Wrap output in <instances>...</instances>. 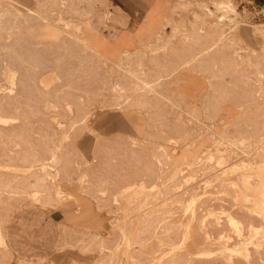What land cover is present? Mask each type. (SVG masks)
<instances>
[{"label": "bare ground", "instance_id": "bare-ground-1", "mask_svg": "<svg viewBox=\"0 0 264 264\" xmlns=\"http://www.w3.org/2000/svg\"><path fill=\"white\" fill-rule=\"evenodd\" d=\"M4 1L0 0V82L7 80L17 85L18 88L15 91L9 88L8 92H4L5 87L0 86V126H2L0 128V194L17 195L16 190L19 189L24 192V195L30 196L34 202L41 205L40 209L37 208L41 213L49 212L47 208L58 210L65 203L69 207L74 205V202L79 203L80 207L84 206V203L78 201L74 194H64L58 184H55L58 182L57 176L62 171L65 173L64 180L70 181L67 174L68 165H65L68 158L67 154L63 153L65 146L55 143L51 140L52 137L47 134L40 135L35 141H30L31 137L25 133L24 128L31 120L29 118L18 119V116L24 112L22 106L29 110H40L42 108L41 100L46 97L53 99L55 104L59 99H65L67 101L63 106L65 111H71L72 106H80L81 112L78 116L83 117L70 120V124L74 127L83 122V119L88 115L87 107H81V99L83 102L90 101L88 94L92 89L96 91L109 90L116 102L129 99L126 96L128 95L127 90H132L142 91L137 94L134 101L147 110H155L153 115L158 116V110L163 105L162 100L167 99L166 94L158 88L164 84L162 77L171 75L168 83L173 86V100H170V104L174 109V132L173 137L167 138L170 143L157 146L156 151L159 156L164 158V161L171 165L177 180L182 178L185 172L191 170L194 173H201L204 184L203 189L197 188L196 183L193 182L194 179H192L193 186L190 190H186L184 194L175 198H169L170 202L185 204L186 211L191 213L186 223L180 225L184 226L183 231L180 232L182 237L180 245L191 248L196 256L209 255L206 240L211 238V232L205 229L207 225L202 220L195 233L194 223L197 221L198 207L205 206L207 209H214L213 203L208 204L209 198L202 200L203 197L212 195H216L219 199L216 207L224 213L227 212L228 225L240 230L239 227L243 221L236 217L241 214L242 218L249 217L248 227L253 234L258 233V230L264 233L263 25L256 28L263 40L260 49L242 46L237 49L232 48L239 43L224 34L223 23L227 20L232 28L238 27L232 17L234 8L231 0H215L212 5L215 6L217 16L209 23L205 21L206 18L204 22L196 23L195 21L192 23V31H188V34L191 35L187 40H192L193 47L188 51L187 60L179 63L176 68H171L169 73L165 72L166 76H160L161 72L153 73L152 69H145L143 63L138 61L141 59L139 58L136 59L138 61L136 66L124 69L123 74L118 77L116 82L101 81L91 79L92 74L98 76V70L93 71L89 62L92 60L99 63L105 62L91 44L85 40V27L82 22H64L61 28L50 22L52 15L49 6L52 8L55 5L59 12H68V10L75 12L72 9L73 6L69 4V2L73 3V0H59V4L58 0H52L49 6L45 0L44 2L39 1V7L36 10L29 9L18 1L8 0V4ZM198 4L203 9L202 13L205 17L212 18L215 15L208 2H198ZM195 19H199V16L195 15ZM33 22L38 23L37 35L35 39H29L22 32L21 25ZM176 27L175 25L172 27L174 31ZM2 36H9L11 39L2 40ZM70 45L85 54L84 61L88 62L87 64L81 59L83 57L80 53L77 54L72 52L71 48H67ZM167 45L168 47L171 45L169 40L164 42L163 47ZM169 50L170 56H175L180 51L174 46ZM240 51H244V54ZM125 56L129 58L130 54ZM150 61L156 63L157 59L154 56ZM181 66L188 68L187 80L188 84L193 86L192 94H186L183 90L184 80L181 77V71L184 69H181ZM248 68H252V70L250 71ZM198 76H203L208 84L204 90L201 83L198 82ZM226 76L229 77V81L225 79ZM252 82H254L253 85ZM98 84L102 85L101 88L97 87ZM63 91L69 94L72 91H79L84 96L73 97L71 99L74 101H68L69 95L59 98L58 94ZM148 93L153 94L155 101L153 98L151 100L145 96ZM140 97L144 98V102L143 100L138 102ZM116 105L119 104L116 103ZM59 107V104L43 106L45 109H58ZM183 111L191 118L190 122L201 124L202 127L192 130L191 134V129L187 128L182 121ZM197 113H201L199 118ZM207 120L210 121L209 125H207ZM45 123L50 124V122ZM232 128L234 131L231 130ZM207 130L211 132L212 137L225 140L229 147L241 151L245 157L242 158L241 166L227 169L226 159L221 155L220 149L216 150L218 154L216 158L209 153L210 151L206 149L207 138L204 136ZM67 137L64 136V138ZM9 138L22 143L23 149L14 151L1 147V143ZM2 163L6 165H2ZM10 167L14 170L13 173L7 174L2 171V169ZM191 178L188 179L191 180ZM135 179L118 178L120 181L113 183L115 191L108 194L109 198L99 196H94V198L98 204L101 200L118 206L122 203L142 202L147 204L146 200H139V196L147 197L149 193L144 191H151L157 188V185L154 182L149 183V180L137 181ZM188 179L185 178L186 182ZM99 180L97 185L94 184L95 186H108L106 181L108 178H99ZM109 180H114V178H109ZM122 180L128 181L123 182ZM186 182L178 183L177 189L182 191L188 184ZM64 197L69 201L63 203ZM73 199L74 201L70 202ZM29 208L36 210L32 206L20 210L27 213ZM18 209L17 207L11 208L9 212L0 216V249L4 251L0 256V264H10L7 262L10 258H16L15 264H90L84 262L83 258L92 247L97 245L99 251L108 248L105 247L107 245L105 237L91 231L102 225L98 214L88 213V210L85 209L82 216L78 217L72 209H65L64 219L66 222L56 224L59 229L56 238L49 235V239L43 242L42 235L41 248L37 254L30 257L22 255L14 249L7 235L8 223L13 214L20 211ZM120 210L125 213L126 219L117 226V230L124 240L131 264H143L145 255L154 260L157 254L163 251L162 248L165 244L170 247V252H173L174 242L165 239L171 238L179 231L176 233L177 230L173 224L163 223L171 215L170 213L168 216L156 220V215L149 214L146 209L138 210L140 212L133 217L130 216L133 209H124L119 206L117 211ZM252 219L258 220L261 225L254 227ZM79 220L82 221L83 229L81 230L77 229L78 224H75V222L79 223ZM68 223L72 224L67 225ZM113 224L111 223V225ZM217 225L219 224L216 223ZM11 227L13 226L11 225ZM159 228L163 238L159 239L157 246L146 248L148 239L156 236ZM112 229L114 228L109 226L106 238L110 237ZM77 230L88 235V239L82 238V236L75 238L74 235L78 234ZM48 233L49 230H46V234ZM238 235L241 233L238 232ZM218 238H223V234L220 233ZM134 246H138V251L136 248L133 252L131 251ZM222 248L223 251L229 249L226 245H222ZM243 248L244 244L241 248H235L234 251L244 250ZM76 249L79 250L76 251ZM115 259L116 256L112 253L109 259L101 257L94 264H114Z\"/></svg>", "mask_w": 264, "mask_h": 264}, {"label": "rangeland", "instance_id": "rangeland-1", "mask_svg": "<svg viewBox=\"0 0 264 264\" xmlns=\"http://www.w3.org/2000/svg\"><path fill=\"white\" fill-rule=\"evenodd\" d=\"M14 1H18L20 4H23L22 0ZM194 1V5L189 6L192 7V9L188 11L190 14L180 15L181 13H185L187 10H179L178 19L176 21L177 23H173V26H177L176 30L178 31V33L175 32V40L179 39L177 35L180 34L181 30L190 28L192 23L195 21L196 23L204 22V19L206 18L205 21L209 23V21L215 19V16L218 14L215 12V6L212 5L215 0L204 1V3H209V6L215 13L212 18L209 16L205 17L202 13L204 11L198 4V2L202 1ZM4 2L8 4V0H5ZM75 2L76 6L80 4L79 6L81 9L87 7L91 3L80 0L79 2ZM251 2H253V0H231V4L234 8L232 17H234L238 27L236 29L232 28L230 22L226 20L223 23V31L226 36L232 38L236 42L238 41L239 45H234L232 48L234 47L237 49V47L242 46L258 50L263 44V40L260 37L259 32L256 31V28L258 26H264V15H258V10H250L249 6L252 4ZM93 4L95 6L94 10L89 14L90 17L95 15V12L99 14L100 12L106 11L105 0H95ZM74 5H72L73 8H75ZM49 7L52 15L50 22L60 28L64 22H67L65 20L67 18L86 19L89 17L88 14L84 13L81 15L77 13L74 14L73 11H71L70 14H62V16H58V8L55 5L52 8L51 6ZM195 15H198L199 19L196 20ZM37 27L38 23L36 22L31 24L26 23L21 25V30L29 39H35L38 30ZM5 39L8 40L11 39V37L2 36V40ZM67 48H71L72 52H76L77 54L80 53L81 57H83L81 58L83 61L86 59L84 58L85 54L82 51L77 50L72 45L67 46ZM240 52L244 54V51ZM84 63L87 64L88 62L84 61ZM89 63L90 68H92L93 71L98 70V76H94L92 74V80L98 79L101 81L110 80L112 82H116L118 77L123 74L124 69L121 67L108 69L105 63H99L94 60ZM248 69L250 71L252 70V68ZM225 79L228 81L230 80L228 76H226ZM162 80H164V77H162ZM253 83L254 82H252V85ZM0 86H2V88L5 87L4 92H8L9 88H12L14 91L18 88L17 85L8 82L7 80L1 81ZM101 86V84L97 85L98 88H101ZM164 86L173 89V86H170V84H168V86ZM141 92L142 91L136 92L127 90L128 95L126 96L129 97V99H122L116 102L114 100V96L109 90L96 91L95 89H92L88 94L90 101L83 102L81 99V107H87L88 115L83 119V122L78 123V125H75L74 127L70 124V120L82 119L83 117L78 116L81 112L80 106H72L71 111H65L63 108L67 102L65 99L58 100L56 103L57 105H60L58 109L43 108V106L49 104L56 105L53 102V99L48 97L41 100L40 105H42V108L40 110H29L28 108L26 109L25 106H22L24 112L17 116L19 120L24 118H29V120H31V122L26 124L24 128L25 133L29 134L31 137L30 141H35V139H37L40 135L47 134L52 137V141L55 143H61L65 146V148H63V153L67 154L66 156L68 161L65 162V165H68L67 174L70 177V181L64 180L65 173L62 171L57 176L56 179L58 182L55 184H58L64 194H74L78 201L84 203V206L80 207L79 203L74 202V205L69 207L66 203L63 204L64 202L69 201L65 199L66 197H64L62 199L63 203H61L63 205L59 204L62 207L58 208V210L47 208L49 212L41 213L37 210V208L40 209L41 205L38 202H34L30 196L24 195V192L19 189L16 190V192H18L17 195L0 194V216L6 214L7 211L9 212V209L15 207L19 208L18 210L26 208L27 206H32L34 207L33 209H36L32 210V208H29L27 213L25 212L26 210L24 211L25 213L21 212V210L19 212L16 211L9 221L8 230L11 229L19 235H23L24 233L21 230H27L26 235L32 230L34 232V236L36 235V240H32V244L38 240V242L41 243L42 235L43 242H45V240H48L50 236H54L56 238V235L59 233L58 226H54V223L66 222V219H64V214L66 213L65 209H72L78 217H81L82 212L86 209L88 210V213H95L100 216L102 225L91 231L103 235L107 244L105 247L108 248L99 251L97 245H95L85 254L86 257L83 258V261L94 264L97 259L101 257L109 259L110 254L112 255V253H114L116 256L114 264H131L128 259L129 254L124 240L121 238L117 230V226L126 219L125 213L121 210L117 211V208L122 206L124 209H133V213L130 215L131 217L139 213L140 211L138 210L146 209V212H149V214L152 213L153 215H156V220H160L161 217H166L170 213L171 215L168 216L166 222L163 223L173 224L175 230H177L176 233L178 231L179 232L172 235L171 238L165 239L166 241L168 240L174 242L175 245L173 252H170V247L165 244L162 248L163 251L159 252L154 260L149 258L148 255H145L143 264H264V233L258 230V233L253 234L248 227L249 217L242 218L240 217L241 214L236 217L238 220L243 221L242 225L239 227L240 230L228 225L226 216L227 212L224 213L221 209L216 207V204L219 202L216 195L202 198V200L209 198L208 204L213 203L214 209H207L205 206L198 207L197 221L194 223L195 233L197 232L202 220L207 225L205 229L211 232V238L206 240L209 255L196 256L193 254L191 248L180 245L182 238L180 236V232L184 229V226L180 225H184L186 223L191 213L186 211L184 206L185 204L181 205L176 202H170L169 198H175L178 195L184 194L186 190L188 191L191 189L193 182L196 183L197 188L200 187V189H203V178L201 177V173H194L190 170L185 172L182 175V178L177 180L171 165L164 161L162 156H159L156 151V147L169 144L170 140L167 138L173 137V121L175 119L173 112L174 109L171 108L170 102H167V107L159 108L158 116H154L153 113L155 110H147L134 101L137 94ZM68 95V101H74L71 99L73 97L81 95L84 96V94L79 91H72L70 94L63 91L58 94V96H60L59 98L63 96L68 97ZM145 96L150 99L154 98L153 94L150 93ZM143 97H140L138 102L142 100L144 102ZM116 103L119 105H116ZM197 114L199 118L201 113ZM182 119L184 125L191 129V134L193 133L192 130L202 127L201 124L190 122L189 120L191 118L188 117L185 112L182 114ZM45 122H50V124ZM209 123L210 121L207 120V125H209ZM1 127L2 126H0V128ZM231 130L234 131V128ZM204 134L207 138L206 149L210 151L209 153L214 155V158L218 156L216 150L220 149L221 155H223L224 159H226L227 169L241 166L242 158H245L241 151L229 147L227 141L225 140H221L218 137H212L209 130H207V132L205 131ZM65 135L68 137L64 138ZM1 147L10 148L14 151H20L23 149L22 143L18 140H14L13 138L4 140V142L1 143ZM2 165L6 164L2 163ZM2 171L7 174L14 172L11 167L2 169ZM121 177H126L127 179L129 177L130 179L136 178L135 180L137 181L149 180V183H156L157 188L151 191L145 190L144 192L149 193L147 197L143 195L139 196V200H146L147 204L142 202L134 204L122 203L118 206L106 203L102 200L98 204L94 196L106 197V199L107 197L109 198L108 194L115 191L113 183L119 182L120 180H118V178ZM183 177L186 179H190V177L192 178L191 180L188 179L186 182ZM99 178H108V180H106L108 182V186H95L99 183ZM109 178H114V180H109ZM192 179H194L193 182H191ZM122 181L127 182L128 180ZM180 182L188 183L182 191L177 189V185ZM73 201L74 199L70 200V202ZM7 208L8 210H6ZM79 223L75 222L76 225L78 224L77 229L81 230L83 229L81 226L82 221L79 220ZM111 223L114 224L111 225ZM216 223L219 225L216 226ZM71 224L72 223H68L67 225ZM252 224L254 227H258L261 225V222L256 219H252ZM11 225L13 227H11ZM109 226H112L114 229L111 230L110 237L106 238ZM46 230H49L48 234H46ZM79 230H77L78 234L74 235L75 238H81L82 236V238L88 239L89 236L84 235ZM238 232H240L241 235H238ZM220 233L223 234V238L221 239L218 238ZM162 238L163 235L161 234V229L159 228L157 235L148 239L146 248L149 249L157 246L159 239ZM26 240L27 239L25 237L24 241ZM243 244L244 250L238 252L234 251L235 248H241ZM222 245H226L229 249L227 251H223ZM134 248L137 250L138 246L132 247V252L134 251ZM78 250L79 249H76V251ZM3 253L4 251L0 249V256ZM7 262L15 264L16 258H10Z\"/></svg>", "mask_w": 264, "mask_h": 264}, {"label": "crops", "instance_id": "crops-1", "mask_svg": "<svg viewBox=\"0 0 264 264\" xmlns=\"http://www.w3.org/2000/svg\"><path fill=\"white\" fill-rule=\"evenodd\" d=\"M39 1L44 2V0H22V5L29 9L36 10L39 7ZM45 1L48 3V6L52 2V0ZM73 1L79 2V0ZM80 1L91 3L87 7L81 9L79 6L80 4L76 6V2L75 5L74 2H69V4L74 5L75 7L72 8L75 10L73 13L79 15L86 13L89 16L94 10L95 5L93 3L95 0ZM197 1L204 2L207 0ZM194 2V0H105V12H100L99 14L95 12V15H92L91 17L89 16L86 19L67 18L65 20L67 22H82L85 27V40H87L92 48L104 59L108 69H113L114 67H121L123 69L133 68L139 61L143 63L145 69H152L153 73L161 72L160 76H166L165 72L169 73L171 68H176L179 63L187 60L188 51L193 47L192 40H187L188 36L190 37L191 35L188 34V31H192V25L188 29L181 30L180 34L177 35L179 39L176 40L174 39V36L178 31H174L172 27L173 23H177L176 21L178 19L179 10H187L180 15L190 14L188 11L192 8L189 6L194 5ZM263 2L264 0H253V2H251L252 4L249 6L250 10H258V15H264ZM59 3L60 1L58 0V4ZM69 11L70 10H68V12H59V14L61 16L62 14H70L72 10ZM159 37L160 40H158ZM168 40L171 45L169 47L168 45L163 47L164 42ZM173 46L180 49V51H178L175 56H170L169 54L171 53L169 49ZM165 48H167V50H165ZM126 54H130V57L127 58V56H125ZM153 55L157 59L156 63L155 61H150V59L154 57ZM139 58L141 59L137 61L136 59ZM181 69H184L181 71V77L184 80L182 83L184 87L183 90L186 94H192L193 86L188 84L187 80L188 68L186 66H181ZM154 76H156V74H154ZM170 76L171 75H167L164 78V84L159 88V90L166 94L167 98L162 100L164 105L160 108L167 107V102L173 100V89L164 86H168ZM197 79L198 82L201 83L203 90L208 87L203 76H198ZM154 99L155 98H153V101H155ZM54 224V226H56L57 223ZM7 231V235L17 252L22 253L23 255L32 256L37 254L40 250L41 243L38 242L39 240L32 245V240H36L32 230L27 235V230H21L24 232L23 235L17 233L10 234L13 230H8V227ZM25 237L27 239L26 241H24Z\"/></svg>", "mask_w": 264, "mask_h": 264}]
</instances>
